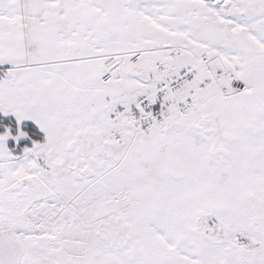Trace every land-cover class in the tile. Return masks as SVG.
<instances>
[{
  "label": "snow or ice",
  "instance_id": "snow-or-ice-1",
  "mask_svg": "<svg viewBox=\"0 0 264 264\" xmlns=\"http://www.w3.org/2000/svg\"><path fill=\"white\" fill-rule=\"evenodd\" d=\"M0 264H264V0H0Z\"/></svg>",
  "mask_w": 264,
  "mask_h": 264
}]
</instances>
